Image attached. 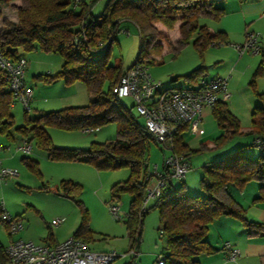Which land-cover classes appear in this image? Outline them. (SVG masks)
Listing matches in <instances>:
<instances>
[{
  "label": "trees",
  "instance_id": "1",
  "mask_svg": "<svg viewBox=\"0 0 264 264\" xmlns=\"http://www.w3.org/2000/svg\"><path fill=\"white\" fill-rule=\"evenodd\" d=\"M29 6L19 10L17 23L7 21L6 27L0 32V48L13 59L24 56L25 52L43 49L46 52L58 53L63 57L61 69L56 74L39 73L47 81L63 78L66 83L83 81L92 95L91 104L69 106L56 111L45 112L31 117L25 109V124L15 126L14 115L11 111L13 94L8 87L4 71L0 68V132L19 141L27 140L33 146L47 151L49 159L59 161H86L98 169H120L129 167L130 176L113 184L112 199L118 201L120 193L127 191L132 195L130 208L126 217V227L129 237V250L140 249L143 233V223L150 208L157 209L162 222L165 236L164 264H201L199 256L211 253L215 248L207 238L210 224L218 217L231 215L242 220L245 226L253 222L246 218V208L237 204L232 197L225 202L219 192L230 185L243 189L255 176L263 178L260 193L253 203L264 202V145L258 147L262 153L256 157L244 154V148L213 161L205 168L202 186L204 195H192L186 192L185 185L170 182L166 191L154 199L151 207L144 206L147 182L143 179L146 171L144 164L148 160L150 140L155 141L144 123H141L114 91L113 86L120 80L125 71L121 64H111L109 52L116 33L123 21L133 22L140 33L141 58L145 43L148 45V60L154 51L161 52L162 44L151 46L152 33L149 29L155 23H162L172 29L178 20L182 19L180 32L182 42L193 35L194 44L204 50L214 41H227L224 31L211 33L206 24L198 21L202 9L208 15L214 13L218 19L223 8L216 5L214 0H108L103 12L94 16L92 8L98 0H27ZM0 0V15L2 14ZM81 5L79 11L75 6ZM166 45L171 46L167 37ZM263 63L253 74L252 83L263 73ZM204 69L200 66L187 74L177 75L173 79L192 77L197 71ZM108 81L109 90H104ZM97 84L96 86H94ZM260 103L252 112V129L246 133L260 136L264 139V92H257ZM223 133L216 139L217 147H221L228 138L242 134L239 117L230 109L228 101H220L213 109ZM64 119L65 122H61ZM115 121L118 132L122 135L110 142L93 141L88 148L64 147L54 144L52 137L44 124H55L67 129H97L104 124ZM184 126L173 138L174 148L184 152L189 160L192 149L182 135ZM126 135V138L123 137ZM253 138V139H254ZM156 142V141H155ZM157 143V142H156ZM158 144V143H157ZM159 145V144H158ZM252 145L253 144L252 141ZM160 149L164 153V148ZM257 147V146H256ZM27 164L33 170H39V160L25 157ZM59 188L63 193L74 198L82 211L81 222L72 236L82 237L87 242L92 241L94 231L89 227L88 209L85 208L79 195L83 184L72 179H62ZM231 195V192L228 190ZM111 199V200H112ZM1 210V207H0ZM1 221V220H0ZM10 234V233H9ZM52 231L47 239L52 238ZM6 246L0 242V264H9ZM128 264V263H127Z\"/></svg>",
  "mask_w": 264,
  "mask_h": 264
},
{
  "label": "rangeland",
  "instance_id": "2",
  "mask_svg": "<svg viewBox=\"0 0 264 264\" xmlns=\"http://www.w3.org/2000/svg\"><path fill=\"white\" fill-rule=\"evenodd\" d=\"M108 0H98L92 8L94 16L100 15ZM211 2V0H209ZM22 6L20 0H2L1 5L5 9L0 15V27L2 21L19 20V10L29 6ZM15 8H17L15 10ZM82 6L74 7L76 11L81 10ZM207 10L202 9L198 18L200 24H206L211 29H217L216 20L207 15ZM183 20L180 19L174 28H166L162 23H154L149 29L152 33L151 46L156 44L166 45L167 37L169 40H180V25ZM6 27V26H5ZM171 30V31H170ZM178 30V31H177ZM181 33V32H180ZM195 35L186 42L180 40L177 51L174 48H168L166 51L158 53L154 51L152 60L148 62L150 71L157 79L163 81V86L185 85L184 77L180 76L179 80L172 81V78L178 74H186L200 66H206V72L213 75L221 71L223 67V49L227 47L225 44L209 45L204 50H200L194 44ZM148 45L145 43L141 52V57L148 60ZM140 33L137 26L131 21H123L119 31L116 33L109 52L111 64H121L123 67L131 66L140 53ZM249 56L256 55L261 58L260 54H255L248 50ZM230 56L238 57L239 51L228 53ZM237 55V56H236ZM27 60L26 66V82L31 84L34 94L31 102V117L39 116L45 112L60 110L69 106H83L91 104L95 96L88 90L83 81L74 83H66L63 78H55L47 81L39 73H48L51 67L52 74L58 73L59 65L56 63L60 54L45 52L43 49L37 48L33 51L25 52ZM159 56V57H158ZM29 58L31 60L29 61ZM156 57L159 58L155 61ZM161 58V59H160ZM228 62V58L224 57ZM204 66V68H205ZM232 69H228L223 76L228 77L230 92L233 94L230 104L234 109V113L239 117L241 122L242 134H238L232 138H228L221 147H215L216 139L223 133L214 115L205 118L202 126L205 129L203 135H196L190 132L184 133V139L188 145L196 150L192 152L189 158V170L182 180H175L177 185L184 184L187 193L192 195L206 194L201 182L204 177L205 168L210 163L225 155L235 152L239 148H244V154L248 157L256 158L262 150L252 145L253 134L246 133L252 129V112L256 104H259V98L254 95L253 76L243 75L241 70L233 71L234 78L230 77ZM236 74V75H235ZM239 76V77H238ZM230 79V80H229ZM256 83V81H255ZM234 84V85H233ZM95 84L94 86H96ZM233 86H236L235 89ZM104 90H109L108 81L104 84ZM121 101L128 107L132 108L133 113L137 116L141 123L144 119L136 111L133 106L134 102L131 97H123ZM14 115L15 126L25 124V108L24 105L17 101L11 108ZM204 113H207L204 111ZM61 122H65L61 119ZM50 133L55 145H64V147L88 148L93 141L110 142L122 135L118 132L117 123L115 121L98 127L94 131H85L84 129H67L55 124H44ZM126 138V135H123ZM20 141L9 137L6 133L0 132V161L3 168L17 169L19 174L11 178H2L0 176V203H4V207L13 215L20 216L24 221V228L20 235L35 242H41L44 237L48 236L53 229L54 234L60 236H71L81 222L82 211L74 198L63 193L59 188V184L65 177L66 168L63 162L48 158L47 151L33 146L32 152L26 154L18 149ZM61 147V146H60ZM168 150L163 151L160 146L153 140H150L148 160L150 164L163 162V155ZM25 157H31L39 160V172L33 170L27 164ZM72 171L75 172L79 179L77 181L83 184V191L79 195L86 209H88L89 224L95 231V239L91 241L92 247L96 251L116 250L121 256L117 257L110 264H127L130 261V255L122 256L129 250V238H127L126 217L130 208L132 195L130 192L124 191L120 193L118 201L112 199V186L116 182H122L130 176L129 167L120 169H98L90 162H78L73 164ZM249 186L246 189L248 192ZM243 190V189H242ZM241 190V191H242ZM245 199L247 195L240 196ZM253 197V196H252ZM252 197L251 203L253 202ZM112 199V200H111ZM118 204L120 207L121 218L116 219L111 211L110 205ZM154 199L147 202L146 207H151ZM59 217H65V221L58 226L52 225V220ZM16 234L13 235L16 238ZM11 235L5 225L0 221V242L8 245ZM165 236H163L162 222L157 209L150 208L146 214L143 223L142 241L137 257L138 264H153L157 259V255L164 251Z\"/></svg>",
  "mask_w": 264,
  "mask_h": 264
},
{
  "label": "built area",
  "instance_id": "3",
  "mask_svg": "<svg viewBox=\"0 0 264 264\" xmlns=\"http://www.w3.org/2000/svg\"><path fill=\"white\" fill-rule=\"evenodd\" d=\"M78 2L79 0H74ZM260 32H248L246 40L235 47L240 53L251 51L261 52ZM225 44L224 41H214L212 45ZM27 60L25 56L13 59L0 48V68L4 71L8 87L12 91V106L21 102L27 111L31 110L33 88L26 82ZM113 91L121 98L131 97L136 111L144 119L147 131L154 136L167 154L163 162L150 164L147 160L143 179L147 182L144 206L151 199L162 195L170 182L182 180L189 170V160L184 152L174 148V136L186 125L190 132L203 134V109H214L218 102L229 101L231 92L228 88V77L222 75H201L196 86L191 87H164L163 81L154 77L147 60L139 58L121 76L113 86ZM85 131H94L95 128H85ZM253 144L257 147L264 145V139L256 136ZM1 148V146H0ZM18 149L30 154L33 144L27 140L20 141ZM19 174L17 169L2 168L0 161V176L11 178ZM115 202V201H114ZM0 220L11 235L6 246L9 255V264H110L121 256L116 250L96 251L91 249L89 242L82 237L71 236L68 239L49 245L38 243L24 238H13L24 228V221L20 216H13L0 203ZM110 211L116 219L121 218L120 207L116 203L110 205ZM65 217L52 220V225L58 226L65 221ZM224 249L231 259H236L240 249L231 242L224 243ZM130 255L128 264H138L139 249L132 248L122 256ZM166 252H160L154 264H164Z\"/></svg>",
  "mask_w": 264,
  "mask_h": 264
},
{
  "label": "crops",
  "instance_id": "4",
  "mask_svg": "<svg viewBox=\"0 0 264 264\" xmlns=\"http://www.w3.org/2000/svg\"><path fill=\"white\" fill-rule=\"evenodd\" d=\"M20 1L22 2V6H27V3H26L28 2L27 0H20ZM214 2L216 5L223 8V12L220 18L218 19H215L214 13L211 12L210 16L214 20H216L217 29H211L210 27H208L209 31L211 33H216L217 31H224L227 35V41L225 42V45L227 47L223 49V51L225 52L223 53V56H221V60L223 61V67L221 71L226 73L228 69L229 70L232 69L233 71L237 69L238 75L240 74L241 70H243L242 72L243 75L247 74V75H250V77L253 76L261 60H264V0H214ZM1 9L2 11L5 9L4 5H1ZM16 9L17 8H15V10ZM13 20H14L13 21L14 23H17L15 19ZM6 23L7 21L4 19L0 27V32L5 29ZM251 31L260 32L261 34V41H260L261 52L257 53L261 55V58L256 57V55L249 56L248 54L250 53H248V51L244 53L239 52L238 57H235V58L234 56L233 57L230 56L228 53L239 51L235 47V45L242 44L246 40L248 32H251ZM178 33L180 35L179 38L181 40L182 34L180 32ZM180 40L178 41V40H174L171 38L170 40L172 44L171 46L165 45L163 43V51H166L168 48L169 49L174 48L177 51L178 49L177 43H179L180 45V42H181ZM49 53L50 52H48V54ZM158 57L155 58L156 59L155 61L159 60ZM224 57L228 58V60L230 58V60L227 62L226 59H224ZM28 59L29 61L31 60V58L29 57ZM55 60L57 61L53 65V67H55V65L61 66L63 64L62 56L59 58L57 57V59ZM52 69L53 68L49 67L48 72L52 73ZM206 71L207 70L205 66L204 69L197 71L196 74L193 75L192 77H184L185 78L184 82L186 86L184 85L174 86L173 85V86H168V87L196 86L197 80L201 75H207V76H215V75L223 76L224 75V73H222L221 71L213 75L207 73ZM233 71L230 77L231 81L234 78ZM178 75H181V74H178ZM177 80H179V78L177 79L172 78V81H177ZM255 81L256 83L254 86V93H255L254 95L257 96V92H264V63H263V73L260 76H258ZM235 87L236 86H233L234 89ZM228 88H229V82H228ZM33 94H34V91H33ZM232 96L233 94L231 93V98ZM231 98L229 99L228 104H229L230 109L233 111L234 109L232 108V105L230 104ZM204 111L207 113H204ZM210 115L211 116L213 115V109L209 107H205L203 109V122L205 118H208ZM186 131L190 132L188 128L184 129V131L182 132L183 137ZM203 134H196V135H203ZM58 146H64V145H58ZM215 147H217V144L215 145ZM78 162H86V161L78 160V161L63 162L65 165L68 166L66 168L64 179H72L74 181H77V178L79 179V176L75 172L72 171L73 164H78ZM262 182H263V178L257 175L254 177L253 180L249 181L244 186L243 190L239 189L237 186L230 185L228 190L231 192V195L228 192V190L225 188L220 190L219 196L225 202L229 203L233 197L236 200L237 204L245 207L247 209L246 218L247 220L252 221L253 223L249 226H245L242 220H240L239 218L235 216H231V215H223V216L216 218L210 224L209 231L207 234V238L209 242L211 243V245L215 248V250L208 254L207 253L201 254L199 256L201 264H264V202H256V203L252 202L251 203V198H248V197L253 196L252 199H254L255 197L259 195L260 186ZM248 186H249V189L247 192L246 189L248 188ZM245 195H247V197H245ZM240 196H244L245 199L241 198ZM89 227L91 228L90 224H89ZM51 231L53 233L52 238L47 239V236H46V238L44 237V239L39 243L56 245L57 243H60L68 239L69 237H71L75 230L73 231L71 236H64V237L56 233L54 234L53 229ZM16 235H17L16 238H23L20 235V232ZM93 238L94 239L96 238L95 234H93ZM127 238H129L128 230H127ZM225 242H231L235 247L240 249V254L236 257V259H231L228 256V252L224 249ZM89 245L91 249L95 250L92 247L91 241L89 242ZM101 251H106V249H103Z\"/></svg>",
  "mask_w": 264,
  "mask_h": 264
}]
</instances>
